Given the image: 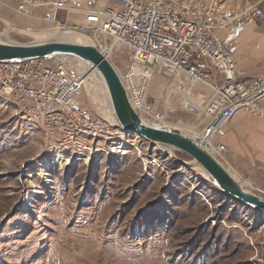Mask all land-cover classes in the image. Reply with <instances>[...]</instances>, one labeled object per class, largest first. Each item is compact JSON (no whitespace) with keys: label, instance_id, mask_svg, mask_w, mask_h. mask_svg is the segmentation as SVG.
I'll return each instance as SVG.
<instances>
[{"label":"rangeland","instance_id":"1","mask_svg":"<svg viewBox=\"0 0 264 264\" xmlns=\"http://www.w3.org/2000/svg\"><path fill=\"white\" fill-rule=\"evenodd\" d=\"M219 1L237 9L262 0ZM15 13L14 21L2 17L0 33L7 27L22 32L4 41L49 40L52 26ZM111 61L125 74L131 53L113 54ZM155 79L153 93L160 83ZM80 96L84 108L102 116V94L85 86ZM178 111L168 125L185 122L194 134L196 116ZM145 142L125 135L118 142L125 154L102 141L95 144L99 151L81 158L62 147L48 151L41 130L0 99V264H264V214L224 195L198 166L185 167ZM139 150L157 160L148 172ZM227 160L218 161L264 198V172L243 157L237 168L232 149Z\"/></svg>","mask_w":264,"mask_h":264},{"label":"built area","instance_id":"2","mask_svg":"<svg viewBox=\"0 0 264 264\" xmlns=\"http://www.w3.org/2000/svg\"><path fill=\"white\" fill-rule=\"evenodd\" d=\"M17 12L52 29L89 34L106 60L129 51L131 62L120 79L136 114L160 126H168L178 107L195 115L192 131L218 160L228 161L224 126L238 111L264 119V78L246 79L220 35L247 20H263L261 2L232 9L219 0H21ZM79 66L66 57L0 63V99L41 130L48 151L62 147L81 158L99 151L95 144L102 141L125 154L118 143L125 135L144 145L138 135L83 107ZM153 77L160 79L156 93ZM138 158L147 172L157 164L141 150Z\"/></svg>","mask_w":264,"mask_h":264},{"label":"water","instance_id":"3","mask_svg":"<svg viewBox=\"0 0 264 264\" xmlns=\"http://www.w3.org/2000/svg\"><path fill=\"white\" fill-rule=\"evenodd\" d=\"M70 30L74 29L60 31ZM14 31L16 33L22 32L17 28ZM75 31L82 33L79 30ZM27 33L31 34L32 32L26 30ZM87 36L92 39L91 36ZM63 57L78 61L83 69H88L99 76L104 85L109 106L108 113H105V111L100 113L115 129L125 133L136 134L151 145L185 153L206 172L209 182L224 195L239 202L244 207L264 214V198L246 190L241 182L236 180L198 140L184 135L169 126L153 124L136 114L130 104L120 76L97 47L78 45L55 39L40 40L28 44L4 43L0 41V63H20ZM165 153L183 166L192 168L190 164L180 161L173 154Z\"/></svg>","mask_w":264,"mask_h":264},{"label":"crops","instance_id":"4","mask_svg":"<svg viewBox=\"0 0 264 264\" xmlns=\"http://www.w3.org/2000/svg\"><path fill=\"white\" fill-rule=\"evenodd\" d=\"M20 3L21 0H0V21L2 17L9 21L16 20L13 17ZM261 4L264 12V0ZM220 35L246 79L264 78V19L247 20ZM224 129L226 137L223 143L229 147L230 152L231 149L234 152L236 167L242 166L239 161L243 157L264 172V119L238 111ZM233 173L238 175L236 171Z\"/></svg>","mask_w":264,"mask_h":264},{"label":"bare ground","instance_id":"5","mask_svg":"<svg viewBox=\"0 0 264 264\" xmlns=\"http://www.w3.org/2000/svg\"><path fill=\"white\" fill-rule=\"evenodd\" d=\"M39 20V19H37ZM15 30V28L13 27H7V30L5 33L1 34L0 33V41L1 42H4L6 43L7 41H4L6 38L5 36L6 35H9L11 32H13ZM76 29L74 30H70V31H60L58 28L57 29H53L49 32L46 33V35L48 36L49 40H60V41H66V42H70V43H74V44H78V45H90V46H95L99 49V44L98 42L95 40V39H91L89 38L84 32H82L81 30H79L80 32L82 33H79V32H76L75 31ZM84 33V34H83ZM124 49H122V51L120 52L121 54L124 53ZM110 59L108 60L111 64H112V55L109 57ZM68 59H71V58H68ZM82 66V65H81ZM77 67V66H76ZM83 69V68H82ZM116 70V68H115ZM83 80H84V85L90 89L91 92H96V90L98 91L99 94H102V96L105 98V102L106 104L104 105L100 103L98 104V108L105 113H108L109 112V109H108V101H107V96H106V93H105V89H104V85L102 83V81L100 80L99 76L93 72H90L88 69H83ZM117 73H118V70H116ZM119 76L120 73H118ZM155 77L152 78V80H154ZM92 88V89H91ZM96 89V90H95ZM165 126V124H163ZM168 125V123L166 124ZM169 127H171L172 129L174 130H177V131H180L181 133H183L184 135H187L191 138H195L196 140H198L202 145H204V142L201 138L199 137H196L198 133H194V134H191L188 130H189V125L187 124H184V123H179L177 126H171V125H168ZM199 135V134H198ZM202 135V134H201ZM204 147V146H203ZM211 155H214L213 154V151L210 150L209 148H205ZM165 152H168L170 153L171 155L173 154V150L172 149H167V148H164L163 149ZM174 155V154H173ZM191 166L195 165V166H198L195 162H193L192 164H190ZM224 166V165H223ZM199 167V171L201 172V174L204 176V178H206V180L209 181V178H208V175L206 174L205 171H203V169ZM226 168V167H225ZM228 171L229 169L226 168ZM230 172V171H229ZM230 174L233 176V174L230 172ZM236 180H238L235 176H233Z\"/></svg>","mask_w":264,"mask_h":264}]
</instances>
